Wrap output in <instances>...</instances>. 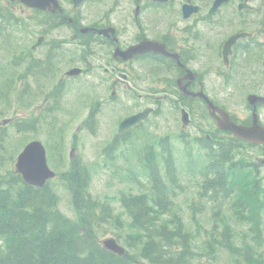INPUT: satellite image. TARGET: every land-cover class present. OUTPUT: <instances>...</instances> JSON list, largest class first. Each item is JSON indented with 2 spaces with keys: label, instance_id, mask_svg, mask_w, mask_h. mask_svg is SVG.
I'll list each match as a JSON object with an SVG mask.
<instances>
[{
  "label": "flooded vegetation",
  "instance_id": "af4514ba",
  "mask_svg": "<svg viewBox=\"0 0 264 264\" xmlns=\"http://www.w3.org/2000/svg\"><path fill=\"white\" fill-rule=\"evenodd\" d=\"M47 1L38 7L21 0H0V37L8 32L12 35L24 23L33 28L36 22L41 29L27 51L31 61H20L27 63L24 71L16 60L21 53L12 59V65L18 67L13 86L17 82L21 89L17 101L23 98L22 80L28 82L25 77L36 81V97L45 96L33 119L22 117L14 122V118H5V123H13L19 131L29 129V125L32 129H53L69 83L81 82L79 89L86 91L81 103L87 112L77 129L94 133L105 110L108 117H115L116 127L105 153L120 146L122 150L127 141L137 144V130L149 117L164 114L169 102L180 110L179 137L183 142H194L201 149L225 142L255 147L261 157L248 163L257 167L260 177L264 165V0ZM150 40L165 49L145 50L143 44ZM68 44L85 48L87 55L102 54L89 62L83 52L85 56L76 61L88 62L90 67L74 65L60 73L50 89L44 88L41 82L58 72V53L64 56ZM44 45L48 49L37 56L34 52ZM75 68L79 72L69 74ZM223 97L226 101L218 100ZM206 98L222 111L212 113ZM200 103L205 106L204 113ZM146 110L148 114L141 122L121 130L126 119ZM226 116L248 129L258 125L260 136L245 140L220 128L218 119ZM208 119L210 124L205 126L203 120ZM191 125L199 131L188 132ZM0 127L8 133L7 124L0 123ZM142 143L145 166L159 165L157 149L165 151V165L173 162L169 134L157 142ZM75 149L71 148L70 158L73 155L76 161Z\"/></svg>",
  "mask_w": 264,
  "mask_h": 264
},
{
  "label": "rangeland",
  "instance_id": "374dc122",
  "mask_svg": "<svg viewBox=\"0 0 264 264\" xmlns=\"http://www.w3.org/2000/svg\"><path fill=\"white\" fill-rule=\"evenodd\" d=\"M25 21V18L24 20ZM40 27L36 22L31 25L26 23L21 24L16 28L12 35L8 32L0 37V123L7 124V138L5 146L7 156L4 163L0 167L1 172H6L7 169L15 168V159L23 151V146L29 141L37 138L41 139L48 151V159L50 167L60 173L67 171L72 166L74 158H70L72 147H76L74 154L82 163L87 165L90 171L89 191L94 198L101 201H106L112 207V214L119 218L117 222L114 217L109 221L99 224L97 233L102 242L105 239L114 237L118 242L130 251L137 250L138 246L132 248L128 245V235L138 234V228L132 226V218L128 214L125 206L121 203V196L126 193L144 192L151 193L153 180L150 177V169L145 166V158L140 151L142 142H157L160 136L170 135L172 142L173 162L175 164L174 178L171 182L167 168L163 163L162 155L164 150L157 149L156 155L159 159L160 174L165 183L169 185L170 197L173 202L171 212L163 216L169 219L173 214L177 213L182 217L187 229L193 235L192 247L195 248V263H214V264H258V262L249 261L244 255V249L249 247L252 253H256L257 258L264 261V212L262 215L261 239L256 238V234L251 231L249 220H240L237 217V212L234 209L233 198L225 200L221 193L210 199L207 196H201V186L204 182V164L207 159L206 149H201L192 142L186 144L180 137V128L182 123L178 118L180 110L178 106L171 103H165V112L162 115H154L148 118L141 129L137 130L136 143L127 141L123 145L105 153L104 149L107 143L112 138V134L116 127L115 117L107 116V111L103 113L99 124L94 133L89 132L85 128L78 130V125L82 124V119L87 112L86 105L81 103V100L86 95V91L79 87L80 83H69L67 94L65 95L63 107L57 113V119L53 122L54 127L50 129H27L23 131L17 130L13 123L8 124L4 119H33L37 114L38 104L44 101L45 96L34 95L33 89H36V81L31 77H25L28 82L22 80L24 94L21 102L17 101V96L20 92L18 83L13 86L14 73L18 67L12 65V59L15 54L20 55L17 62L31 61L27 51L31 44L34 43ZM69 35V30L66 32ZM17 37V38H16ZM47 45L37 49L34 53L44 54L43 50H47ZM26 53V55L23 53ZM85 48L76 44H68L67 53L58 57V72L48 75L51 80L44 79L41 82L44 88H49L60 77L59 74L68 70L74 65H83L90 67L88 62H77L80 56H85L83 53ZM101 55V51L91 53L88 58L89 62L93 61L94 55ZM68 57V58H67ZM61 58H67L66 60ZM26 62H20L21 72L26 67ZM109 93L111 89L107 90ZM7 92L9 97H7ZM240 99L239 97H236ZM141 99V98H140ZM219 101H226V98H218ZM38 102V103H37ZM140 102V100H139ZM37 104V106H36ZM205 112V106L200 103ZM197 120L200 123V117L197 115ZM203 124L209 126L210 121L203 120ZM191 134L197 133L199 129H195V125H191L188 129ZM135 151H134V150ZM137 151V152H136ZM260 150L253 147L241 145L238 149V157L242 160L249 161L260 158ZM13 157V158H12ZM73 159V160H72ZM260 180L264 185V165L261 167ZM59 196L58 207L61 212L73 221L79 222L77 211L72 201V194L66 182L60 176H57L49 181ZM228 229L232 235V243L239 249L238 254H234L223 246L224 236L222 232ZM209 243L214 252L208 253ZM141 264H151L143 261Z\"/></svg>",
  "mask_w": 264,
  "mask_h": 264
},
{
  "label": "trees",
  "instance_id": "16d2710c",
  "mask_svg": "<svg viewBox=\"0 0 264 264\" xmlns=\"http://www.w3.org/2000/svg\"><path fill=\"white\" fill-rule=\"evenodd\" d=\"M4 129L0 127V167L8 151ZM241 145L225 142L206 146L208 161L204 164L201 196L214 200L221 193L225 200L235 199L237 217L249 220L252 233L261 239L264 185L257 167L237 158ZM167 166L169 178L174 182L175 165L172 162ZM59 176L71 191L79 222L60 211L59 196L51 183L35 186L24 181L15 168L6 172L0 170V264H141V259L151 264H196L193 235L182 217L172 213L169 219L163 218L171 212L173 202L169 185L161 177L157 165L150 166L153 180L150 194L124 192L121 196V203L132 218V226L139 231L126 238L130 247L138 246L137 250L126 249L123 255L107 249L99 239L96 227L111 217L117 222L119 218L113 216L110 204L90 193L87 165L76 160ZM222 235L223 246L238 254L230 231L226 228ZM208 247V253L212 254L214 249L210 243ZM244 255L253 263L264 264L249 247L244 249Z\"/></svg>",
  "mask_w": 264,
  "mask_h": 264
},
{
  "label": "water",
  "instance_id": "95a60500",
  "mask_svg": "<svg viewBox=\"0 0 264 264\" xmlns=\"http://www.w3.org/2000/svg\"><path fill=\"white\" fill-rule=\"evenodd\" d=\"M24 3L31 4L38 7H44L42 1L43 0H21ZM54 0H48L47 3L51 4ZM57 0H55L56 2ZM237 37L233 38V41L228 44L231 46ZM143 48L145 50H162L165 49V46L162 44H159L154 41H148L147 43L143 44ZM79 72L78 68L72 69L69 71V74H76ZM204 94V93H202ZM205 95V94H204ZM208 101L212 113H215L216 110L222 111L219 106L215 105L212 101L206 98ZM147 111L141 112L137 115L130 116L128 119H126L121 126V130H125L126 128H130V126H133L137 124L138 122H141V120L147 116ZM185 113V112H184ZM186 116V113L183 115ZM218 124L220 128L231 130L235 133V135L239 136L242 139L249 140V139H256L254 137H259L260 134L258 133L260 131V127L258 125H255L252 129H248L244 126H240L238 124L233 123L230 121L229 117L226 116L224 119H218ZM47 150L46 147L43 145V143L40 140H35L27 145L24 146L23 151L18 155L17 162H16V170L17 172L21 173L24 181H26L29 184L32 185H39L44 186L48 179L54 178L57 173L53 169L50 168L48 164L47 159ZM103 244L105 247L109 250H112L114 252H117L119 255H123L126 253V248L122 246L118 240H116L114 237H110L108 239H105L103 241Z\"/></svg>",
  "mask_w": 264,
  "mask_h": 264
},
{
  "label": "bare ground",
  "instance_id": "6f19581e",
  "mask_svg": "<svg viewBox=\"0 0 264 264\" xmlns=\"http://www.w3.org/2000/svg\"><path fill=\"white\" fill-rule=\"evenodd\" d=\"M136 194H138V193H136ZM99 226V225H98ZM144 261V260H143Z\"/></svg>",
  "mask_w": 264,
  "mask_h": 264
}]
</instances>
